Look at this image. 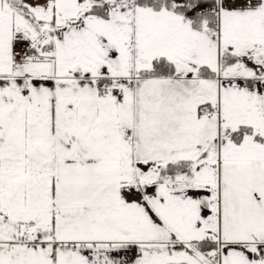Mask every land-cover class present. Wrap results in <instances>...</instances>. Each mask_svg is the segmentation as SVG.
Returning a JSON list of instances; mask_svg holds the SVG:
<instances>
[{"label": "snow or ice", "instance_id": "obj_1", "mask_svg": "<svg viewBox=\"0 0 264 264\" xmlns=\"http://www.w3.org/2000/svg\"><path fill=\"white\" fill-rule=\"evenodd\" d=\"M0 264H264V0H0Z\"/></svg>", "mask_w": 264, "mask_h": 264}]
</instances>
